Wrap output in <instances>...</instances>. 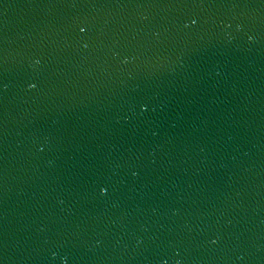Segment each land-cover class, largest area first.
I'll return each instance as SVG.
<instances>
[{
  "label": "water",
  "instance_id": "95a60500",
  "mask_svg": "<svg viewBox=\"0 0 264 264\" xmlns=\"http://www.w3.org/2000/svg\"><path fill=\"white\" fill-rule=\"evenodd\" d=\"M65 262L264 264V0H0V264Z\"/></svg>",
  "mask_w": 264,
  "mask_h": 264
},
{
  "label": "snow or ice",
  "instance_id": "6c2138e0",
  "mask_svg": "<svg viewBox=\"0 0 264 264\" xmlns=\"http://www.w3.org/2000/svg\"><path fill=\"white\" fill-rule=\"evenodd\" d=\"M192 23L195 24L196 21L193 20ZM80 31L83 32V31H85V29H84V28H80ZM30 87H35V85L32 84V85H30ZM144 107H145V110H146V106H144ZM100 191H101V193H105V194H106V192H107V188L102 186V187L100 188Z\"/></svg>",
  "mask_w": 264,
  "mask_h": 264
},
{
  "label": "clouds",
  "instance_id": "9594fccd",
  "mask_svg": "<svg viewBox=\"0 0 264 264\" xmlns=\"http://www.w3.org/2000/svg\"><path fill=\"white\" fill-rule=\"evenodd\" d=\"M249 39H252V37H249ZM65 264H66V262H65Z\"/></svg>",
  "mask_w": 264,
  "mask_h": 264
}]
</instances>
